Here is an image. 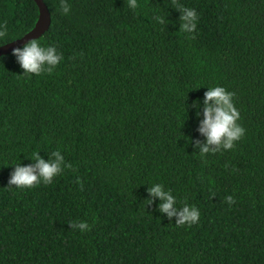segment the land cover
Listing matches in <instances>:
<instances>
[{
  "label": "trees",
  "instance_id": "16d2710c",
  "mask_svg": "<svg viewBox=\"0 0 264 264\" xmlns=\"http://www.w3.org/2000/svg\"><path fill=\"white\" fill-rule=\"evenodd\" d=\"M44 1L52 23L35 40L63 59L37 76L0 56V264H264V0H63L67 14ZM39 13L0 0V45ZM217 86L245 129L233 149L200 131ZM55 153L50 185H9ZM185 206L200 218L178 227Z\"/></svg>",
  "mask_w": 264,
  "mask_h": 264
},
{
  "label": "clouds",
  "instance_id": "9594fccd",
  "mask_svg": "<svg viewBox=\"0 0 264 264\" xmlns=\"http://www.w3.org/2000/svg\"><path fill=\"white\" fill-rule=\"evenodd\" d=\"M175 3L176 0H173ZM132 7H136V0H129ZM63 14H67L69 9L63 6ZM184 15H182V25L181 31L188 30L191 32L196 28V22L198 20L197 12L195 9L180 6ZM4 33H0L3 35ZM190 39H195V35L189 37ZM55 47H41L37 40H32L27 44L23 51L19 49L14 50V55L18 56L19 62L26 73H32L37 76L41 74L42 65L45 62L48 65L55 67L58 60L63 59L55 55ZM53 67L47 69L48 74H52ZM232 96L235 93L226 94L224 87H214L205 93V104L209 100H215L217 107H206L204 111L205 119L203 121V126L200 131L206 134L209 144H221L222 138L223 145L225 149H233L235 145L233 141L240 140L245 133V129L237 124L236 121L240 119V113L236 107L231 102ZM204 152L208 149L205 147ZM56 162H45L38 156L34 155V158L38 161L36 168L39 170V175L35 174V169L32 167H16L14 174L12 175L9 185H15L18 188H33L41 183V179L44 185H50L52 183V178L60 173V157L58 153ZM77 183H81L77 180ZM81 190L83 187L81 185ZM151 195L161 198L164 203L160 205V210L168 213L169 217L176 215V211L173 209V204L175 200L170 193H165L161 190L159 185L149 189ZM227 203L229 205L234 204L235 200L233 196L227 197ZM179 219L176 226H184L187 224L189 227L196 224L200 218V212L196 207L185 206L181 212H179ZM79 227L81 232L85 230H90V226L87 223H80Z\"/></svg>",
  "mask_w": 264,
  "mask_h": 264
},
{
  "label": "water",
  "instance_id": "95a60500",
  "mask_svg": "<svg viewBox=\"0 0 264 264\" xmlns=\"http://www.w3.org/2000/svg\"><path fill=\"white\" fill-rule=\"evenodd\" d=\"M35 2L37 3L40 11L39 18L35 26L23 37L16 39L12 42L6 43L4 45H0V56L8 54L22 47L28 42L42 37L49 30L52 23L49 7L44 0H35Z\"/></svg>",
  "mask_w": 264,
  "mask_h": 264
}]
</instances>
